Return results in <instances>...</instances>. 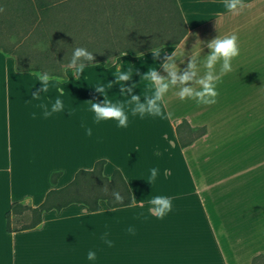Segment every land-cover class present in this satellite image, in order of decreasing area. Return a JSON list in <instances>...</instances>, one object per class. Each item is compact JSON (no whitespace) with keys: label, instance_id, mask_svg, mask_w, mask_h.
Listing matches in <instances>:
<instances>
[{"label":"crops","instance_id":"0c3cea01","mask_svg":"<svg viewBox=\"0 0 264 264\" xmlns=\"http://www.w3.org/2000/svg\"><path fill=\"white\" fill-rule=\"evenodd\" d=\"M176 1L188 29V55L176 61L178 67L187 68L197 36L204 42L201 59L210 54L207 42L233 33L239 37L240 55L218 83L214 105L181 101L170 91L165 97L170 119L129 113L126 128L115 121L95 123L90 110L89 101L104 99L96 84L115 82L108 59L86 67L79 79L69 69L64 83L51 84L41 100H32L41 85L29 73L46 70L20 68L13 54L15 39L0 33V264H260L264 259V145H246L241 141L246 135L233 131L213 139L219 146L201 140L183 147L177 133L187 123L206 128L209 139L221 122L264 121V0H245L250 7L241 15L225 11L221 18L216 12L223 10L222 0ZM177 45L161 46L162 53ZM142 53L116 56L122 70L132 68L126 86L136 83L134 94L141 97L145 84L136 71L155 67L167 75L159 68L163 56L156 61L150 51ZM63 66L55 72L63 75ZM107 94L125 99L119 85ZM57 98L64 110L45 118L37 105L47 103L50 109ZM101 160L106 161L105 176L121 171L134 205L110 209L101 202L102 208L91 212L72 204L44 213L37 228L7 231L6 215L13 205L40 206L51 190L66 187L79 171L93 169ZM153 168L158 174L150 183ZM54 173L61 176L52 185ZM155 196L173 198L172 211L163 219L148 211ZM105 235L112 247L102 239ZM90 250L96 252L95 260L87 259Z\"/></svg>","mask_w":264,"mask_h":264},{"label":"trees","instance_id":"16d2710c","mask_svg":"<svg viewBox=\"0 0 264 264\" xmlns=\"http://www.w3.org/2000/svg\"><path fill=\"white\" fill-rule=\"evenodd\" d=\"M79 1L0 0V7L5 9L0 13V33L7 32L11 39H15L13 46L17 49L13 54L17 57L20 68L31 66L47 68L48 66L44 65L45 53H47V59L55 54L72 56L76 47L72 48L71 39L67 35L74 31L87 32L79 47H84L94 54L93 63L108 59L110 56L116 57L120 53L137 55L149 51L151 47L179 44L188 33L176 0H155L157 5H148V2L142 3L139 0H125V5H122L124 0L121 5L112 4L114 17L125 18L132 15L138 19V23L137 28L129 29V31L123 29V34L128 33L127 36L111 37H106L107 26L105 27L102 22L99 24L95 22L99 13H103L104 10V13L107 12L106 5H100L98 9H94V15L88 18L78 14V11L88 10L86 5H74V2ZM161 9L169 18L166 27L162 26V23H154L149 18L154 13H161ZM141 16L144 18L140 20ZM54 30H59L61 37H54L52 35ZM104 34L106 35L103 39ZM40 44L47 47V52L38 54L36 60L32 61L25 51L32 48V45ZM3 51L8 53L5 49ZM70 59L63 62L62 66L66 65ZM49 73L54 76L61 75L55 71ZM180 126L177 128L179 139ZM181 144L186 147L183 142ZM105 165L106 161L101 160L95 164L93 171H79L72 183L62 189L51 190L45 202L36 208L22 204L13 205L6 215L7 231L12 233L37 228L43 222L44 213L53 210L60 212L72 204L84 205L91 212L99 211L102 208L101 202H105L110 209L131 206L132 193L121 171L115 170L110 177H107L104 175ZM60 176L61 173L52 174L50 179L52 185L56 184ZM113 191L120 192L124 198L123 204L115 203ZM26 212L30 215L29 220L25 218ZM13 216L18 217V221L15 222L18 227L12 225Z\"/></svg>","mask_w":264,"mask_h":264},{"label":"clouds","instance_id":"9594fccd","mask_svg":"<svg viewBox=\"0 0 264 264\" xmlns=\"http://www.w3.org/2000/svg\"><path fill=\"white\" fill-rule=\"evenodd\" d=\"M222 4L223 10L216 12L218 18L223 17L225 11L233 16H239L245 9L250 7L245 0H222ZM4 11L5 9L0 7V13ZM187 38L182 40L170 53H162L161 47H151L149 49L154 60L159 61L163 56V62L159 64V68H162L167 75H160L158 69L155 67H149L147 72L143 74L136 71L135 74L140 75V81H143L145 84L143 97H141V94H134V90L137 89L136 83H132L130 87L126 86L133 79L132 68L129 67L127 71L122 70L120 57L110 56L106 65H111L115 69L113 73L115 82H107L106 85L98 82L95 86V91L100 93L104 99L102 102L89 101L90 110L94 113L95 123L115 121L118 127L126 128L129 122V113L133 117L139 115L140 118H144L148 115L170 119L171 113L166 112L167 101L165 99L170 91L181 101L191 99L196 101L198 105L208 106L217 103L219 96L217 85L221 82L224 75L233 70L232 62L240 55L239 37L235 33L223 37L218 35L210 42H207L206 47L210 50V54L201 59L204 42L197 36L196 43L191 51L192 54L188 59L187 68L181 69L178 67L176 61L180 60L183 62L184 58L188 55L185 52ZM178 53L182 56V59L178 58ZM140 54L143 55V53ZM126 55L127 53H120V56ZM94 60L95 56L92 52L84 47H76L70 61L63 66V75L54 76L48 71H33L29 73L41 85L39 92L32 95V100H41V93H47L51 84L60 85L64 83L69 69L72 70V76L75 79H79L85 68L91 66ZM201 69L204 70L203 74H201ZM114 84L119 85L120 95L125 97L123 101L113 100L108 97L107 90L112 89ZM60 91L62 92L63 89H60ZM37 107L42 110L43 116L48 118L54 113L63 111L65 105L60 98H57L51 104L50 109L47 103H40ZM33 118H35V113H33ZM86 134L88 136L92 135L90 127L86 129ZM86 171H93V169H87ZM150 172L149 182L151 183L155 181L158 169L153 168ZM112 195L115 203L123 204L124 198L120 192L113 191ZM9 199H13L11 194L9 195ZM29 200H31V197H28L22 203H28ZM172 200V197L167 196H155L151 198L148 201L150 205L148 209L149 213L157 219H163L172 211ZM135 203L136 198L133 195L132 205ZM141 206H143L142 201ZM128 231L134 234V229L129 228ZM102 239H104L109 247L113 246L112 241L106 239V235ZM87 259L90 261L95 260L96 252L90 250L87 254Z\"/></svg>","mask_w":264,"mask_h":264},{"label":"rangeland","instance_id":"374dc122","mask_svg":"<svg viewBox=\"0 0 264 264\" xmlns=\"http://www.w3.org/2000/svg\"><path fill=\"white\" fill-rule=\"evenodd\" d=\"M122 1L123 0H80L79 2H74V5H86L88 7V10H86V12L88 13H86L85 11H78L79 12L78 14L86 16L88 18L94 15V12H95L93 11L94 9L96 8L98 9L100 5H106L107 12L104 13L105 12L104 10L103 13H99L97 15V18L95 19V22H97L98 24L102 22L105 27L107 26L108 36L104 34L103 36V39H104L105 35L106 37L118 36V35L127 36L128 33L123 34V29H125V31H129V29L137 28L138 19L134 18L132 15H130L129 17H125V18L114 17L115 15L112 12L111 5L112 4L121 5L122 3H123L122 5H125V0L123 2ZM139 1L142 3L148 2V5H157L155 3V0H139ZM143 18L144 17L141 16L140 20ZM149 18L154 23H162V26L164 27L167 26V23L169 20L168 16H166V12H163L162 9H161V13H158V14L154 13ZM88 20L90 21L91 19H88ZM84 34H87V32L77 33V31H74V32L68 33L67 36L68 38L71 39L72 48L79 47L80 42H83L84 40ZM52 35L54 37H61L59 30H56V31L54 30L52 32ZM46 49L47 47L44 46L43 44H40L37 46L32 45V48L27 49L25 53L28 57H31L32 61H35L36 58L38 57L37 56L38 54H44L45 52H47ZM46 55L47 53H45V56H44V65L48 67L44 69L48 72L58 71L62 67L63 62L71 58V56H68V55L59 56L55 54L53 55L52 58L48 57L47 59ZM49 63H51L52 65L51 64L49 65ZM235 116L238 117V114H236ZM224 124L225 125H223V122H221L220 123L221 126H219L218 129L215 128L216 136L210 137L209 139H206V137L208 136V131L206 128L193 129L189 125L182 124L179 127L180 141L183 142L187 147L193 146L201 140H205L204 143L207 145L219 146L220 143L214 142L213 139H216V137H218L219 135H226V136L229 135L230 136L232 132L234 131L235 134L246 135V137L244 136V138L241 139V141H244L246 145H253V144L261 145V146L264 145V121H260V122H257V121L256 122L255 121L254 122L228 121V122H225ZM231 140L236 141L239 139H231ZM25 215H26L25 216L26 220H29L30 219L29 213L26 212ZM17 221H18V217L13 216L12 217L13 227H18L17 225H15V222ZM258 262H260V260H258ZM260 264H264V259L261 260Z\"/></svg>","mask_w":264,"mask_h":264}]
</instances>
